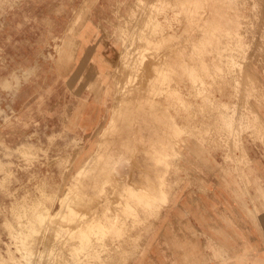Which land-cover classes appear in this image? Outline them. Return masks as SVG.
I'll return each mask as SVG.
<instances>
[{
    "label": "rangeland",
    "instance_id": "rangeland-1",
    "mask_svg": "<svg viewBox=\"0 0 264 264\" xmlns=\"http://www.w3.org/2000/svg\"><path fill=\"white\" fill-rule=\"evenodd\" d=\"M219 151L243 235L245 209L264 213V181L243 176L264 164V0H0V264H241L194 256L212 253L204 230L174 221ZM161 188L165 204L134 196Z\"/></svg>",
    "mask_w": 264,
    "mask_h": 264
},
{
    "label": "crops",
    "instance_id": "crops-1",
    "mask_svg": "<svg viewBox=\"0 0 264 264\" xmlns=\"http://www.w3.org/2000/svg\"><path fill=\"white\" fill-rule=\"evenodd\" d=\"M100 84L101 86H104V89L101 90L100 87H98L99 84L96 82V87H94L96 91H110V88L105 85V80H103ZM104 99L105 97L103 96L95 102V108L93 111L96 114L99 112ZM99 119L100 118H98L97 115L94 116L93 127H96L98 122L99 124L101 123ZM223 154V152L219 151L209 155V157H205V159H209V162H213V164L216 162L218 164L216 167L213 166L205 169V173L209 177L210 181V184L208 185L209 193L204 196L201 195V198H186L176 202L173 205L175 208L174 221L175 223H178L179 220H182L181 223H183L182 214L189 213L188 219L191 225L198 229H200L201 226V229L204 230L205 237H207L208 245L209 248H211L212 253H205L200 241L198 240L194 256L199 257L200 259L208 258L210 256L217 257L216 250L218 248L221 250L220 256L222 257V260L241 257V264H264V248H259L257 245H260V243L255 242L259 239H264V213H261L258 207L253 205H249V208L245 209L243 212L244 216H246V214L248 215V210V212L255 214L257 220L254 221L255 223L250 227V231L244 232V236L237 231L234 226L228 223V221L234 218H237L238 222L241 220V183H239V179L234 182L233 178H228L224 181V183H219L214 178L220 174V167L218 166L219 164H223V162H219L223 160ZM262 162H264L263 159ZM224 170H228L227 172L229 173L226 174H229V176H232L230 174L237 176V172H235L236 168L229 167V169ZM233 170L234 173L232 172ZM243 174V176L251 175L256 177H251L248 180L245 179V183H249V186H260V180L264 181V164L260 165L258 163L251 169L245 168L243 169ZM229 180L231 182H229ZM255 190L256 189L254 188V191ZM258 190L259 195L263 197L260 189ZM254 191L249 192V194L248 192L243 191L245 192L243 197H245L246 200H249L250 196L251 198H255L253 197ZM183 209H187V211H183ZM238 238L246 239L244 247L241 248V245H236ZM247 240L249 241L247 242Z\"/></svg>",
    "mask_w": 264,
    "mask_h": 264
},
{
    "label": "bare ground",
    "instance_id": "bare-ground-1",
    "mask_svg": "<svg viewBox=\"0 0 264 264\" xmlns=\"http://www.w3.org/2000/svg\"><path fill=\"white\" fill-rule=\"evenodd\" d=\"M147 39V38H146ZM133 45V44H132ZM131 48V47H130ZM141 52H143V51H141ZM171 52V51H170ZM139 53V52H138ZM250 54V53H249ZM138 55V54H137ZM142 56H143V54H142ZM133 58V57H132ZM163 64V63H162ZM125 70V69H124ZM136 70V69H135ZM123 71V70H122ZM121 72V71H120ZM124 74V73H123ZM145 79V78H144ZM242 84V83H241ZM133 88V87H132ZM125 89V88H124ZM113 119V118H112ZM114 120V119H113ZM111 122H112V120H111ZM109 123H110V121H109ZM115 122H113V124H114ZM111 127V126H110ZM113 127V126H112ZM101 141H99L98 143H97V145H96V151H95V153L93 154V153H91V155H93V158H91V160H90V157L88 156V159H87V161L86 162H84V164L86 163V165H84V167H80L79 169V171H78V175H87L88 173H90L92 170V168H90L94 163H93V160H94V155L95 154H97V153H99V149H100V147H101V144H103V143H100ZM104 144H106V142L104 143ZM102 147H104V145H102ZM105 148V147H104ZM104 148L102 149V150H104ZM101 150V149H100ZM101 153V152H100ZM120 154V153H119ZM87 155H89V154H87ZM114 156V155H113ZM118 156V155H117ZM116 156V157H117ZM116 157H115V159H116ZM119 157H120V159H121V155H119L118 156V159H119ZM85 160V159H84ZM117 160V159H116ZM116 162V161H115ZM114 162V163H115ZM118 163V162H117ZM116 164V163H115ZM82 165H83V161H82ZM162 175H164V173L162 174ZM118 178V177H117ZM120 179V178H119ZM124 179V178H123ZM161 183L159 184V185H166V180H165V178L164 177H161ZM115 184V183H114ZM126 184H129V183H126ZM110 185V184H109ZM158 185V186H159ZM129 186L131 187V185L129 184ZM129 186L128 185H125V189H126V191H129L130 190V188H129ZM133 187V186H132ZM131 187V188H132ZM158 188H160V186L158 187ZM105 189V188H104ZM134 189H136V188H134ZM140 189V188H139ZM107 190V189H106ZM147 190V189H146ZM156 190H158V189H156ZM105 193V192H104ZM107 194V193H106ZM53 195V194H52ZM54 196V195H53ZM134 196H135V198L137 199V200H140V201H146V203H149V202H151L152 200H156L157 202H159L160 204L162 203V204H165L166 203V201H167V198H166V196H165V194H164V192H163V190H162V188L160 189V190H158V191H150V192H147V191H145L144 189L143 190H141V191H139V192H136L135 191V194H134ZM117 200V199H116ZM122 206V205H121ZM71 208V207H70ZM69 208V209H70ZM125 208V207H124ZM68 209V210H69ZM128 211L130 212V214H132V215H135L136 214V209L134 208V207H132V206H130L129 208H128ZM58 216V215H57ZM79 216V215H78ZM81 216V215H80ZM85 218H86V216H85ZM112 218H113V216H112ZM116 219V218H115ZM114 219V220H115ZM122 220V219H121ZM47 222V221H46ZM49 222V221H48ZM114 222V221H113ZM122 222V221H121ZM52 224V223H51ZM102 224V223H101ZM100 224V225H101ZM83 225V224H82ZM111 225V226H110ZM109 225V227H108V230H112V226H114V223H111ZM102 226V225H101ZM48 227V226H47ZM65 229V228H64ZM66 229H69V228H66ZM78 229V228H77ZM87 230V234L91 237L89 240H90V242H91V244H94L95 245V241H96V239L97 238H99L100 237V234H99V232H98V230H95L93 227H90L89 225H88V227L86 228ZM54 230V229H53ZM47 231V230H46ZM49 232V231H48ZM71 232H72V230H71ZM57 233V232H56ZM70 233V232H69ZM74 233V232H73ZM72 233V234H73ZM76 233V232H75ZM82 233H84V232H82ZM71 234V235H72ZM66 235V234H65ZM75 235V234H74ZM28 238V237H27ZM85 239V238H84ZM88 240V241H89ZM47 242V241H46ZM51 242H52V240H51ZM84 242H85V240H84ZM50 243V242H49ZM86 244V243H85ZM102 244V243H101ZM34 245V244H33ZM40 246V245H39ZM89 246V245H88ZM47 248V247H46ZM37 249V248H36ZM34 250V249H33ZM90 250V249H89ZM95 250V249H94ZM53 251V250H52ZM87 251V250H86ZM48 252V251H47ZM49 253V252H48ZM40 255H41V253H39ZM64 254V253H63ZM66 254V253H65ZM37 255V254H36ZM39 256V255H38ZM45 256V255H44ZM87 256V255H86ZM41 257V256H40ZM43 257V256H42ZM41 257V258H42ZM52 258V257H51ZM58 258V257H57ZM39 259V258H38ZM5 260V258L3 257L2 258V261H4ZM61 260V259H60ZM47 261V260H46ZM51 261V260H50ZM52 261H54V260H52ZM56 261V260H55ZM58 261V260H57ZM56 261V262H57ZM1 262V261H0ZM56 262H55V264H56ZM80 262V261H79ZM30 263V262H29ZM34 263V262H33Z\"/></svg>",
    "mask_w": 264,
    "mask_h": 264
}]
</instances>
